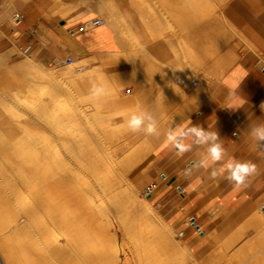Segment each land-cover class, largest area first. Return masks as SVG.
<instances>
[{
    "label": "bare ground",
    "instance_id": "bare-ground-1",
    "mask_svg": "<svg viewBox=\"0 0 264 264\" xmlns=\"http://www.w3.org/2000/svg\"><path fill=\"white\" fill-rule=\"evenodd\" d=\"M124 22L114 34L131 47L118 61L94 52L89 66V56L60 67L30 54L10 65L0 60V264H118L124 247L130 253L123 256L125 264L130 258L133 264L195 258L151 200L138 196L134 180L156 165L153 153L168 134L208 101L207 76L219 80L227 66L205 62L183 39L185 26L170 24L175 16L165 18L156 35L145 22L151 39L176 34L182 53L173 70L159 68L150 95L144 87L152 77L138 75L131 55L138 36L129 31L131 19ZM65 44L83 49L75 37ZM175 45L169 52L175 53ZM139 111L157 118L158 135L126 130L128 116ZM259 223L264 228V219Z\"/></svg>",
    "mask_w": 264,
    "mask_h": 264
},
{
    "label": "crops",
    "instance_id": "crops-1",
    "mask_svg": "<svg viewBox=\"0 0 264 264\" xmlns=\"http://www.w3.org/2000/svg\"><path fill=\"white\" fill-rule=\"evenodd\" d=\"M218 1L225 3L223 13L240 30L243 40L251 49L239 56L234 47L235 43L231 42V36L219 25L185 26L182 32L183 39L205 62L219 61L222 66L227 67L211 100L182 121L172 133L193 125H199L210 132H218L220 142L227 152L226 160L231 158L251 161L257 165L258 174L251 179L248 187L236 189L224 179L226 173H221L213 179L210 175L211 169L198 171L194 167L197 161L206 157V145L191 144L189 140L190 150L184 151L183 144L172 143L169 136L165 138L153 153L157 158L165 159L164 171L160 172L159 181H153L147 186H150V192H154L155 202H158L166 219L183 232L182 236L193 253H200L204 248L207 242L206 233L226 232L233 223L243 222L257 204L264 203V154L255 147L248 134L249 125L264 122V111L260 108L264 102V0ZM132 4L139 7V19L142 18L144 23L155 21L162 24L165 18L172 16L176 17L177 22L212 23L200 16L186 17L183 21L179 17V10L173 8L166 10L169 17H161L155 10L153 12L146 10L147 4L144 0H133ZM207 4H214V1L198 0L191 6ZM160 5L164 6V1L160 2ZM195 12L213 13L205 10ZM122 13L121 20L125 24L124 20L129 19L130 14L126 10ZM90 16H94V13L86 11L74 20L68 22L60 20L59 25L55 27L38 10L37 24L27 18L23 20L22 25L25 26L24 30L29 29L30 34L34 24L37 28L39 24H43L55 32L65 30L68 26ZM21 17L18 14V20L15 18L16 23L22 21ZM159 29L161 26L155 28ZM74 37L85 51L108 50L116 46L114 31L105 22L89 32H80ZM93 41L99 44L92 45ZM39 46L41 47V44ZM69 50L78 53L74 48ZM173 152H177L178 156L168 159ZM186 166L193 172L190 178L183 175ZM214 167L220 169L222 165ZM191 220L201 229L200 232L188 223Z\"/></svg>",
    "mask_w": 264,
    "mask_h": 264
},
{
    "label": "rangeland",
    "instance_id": "rangeland-1",
    "mask_svg": "<svg viewBox=\"0 0 264 264\" xmlns=\"http://www.w3.org/2000/svg\"><path fill=\"white\" fill-rule=\"evenodd\" d=\"M131 1L132 0H0V60L2 59V62L10 65V63L15 64L21 59L25 58L27 54H30L32 57L37 58L45 65L60 67L71 61L72 59H76L77 57L86 58L89 56L88 58H86L87 61L85 63L86 66H89L91 64L90 56L92 55V52H94L100 55L103 60L111 59L114 61H118L124 56V51L130 50L129 47H131V45L129 44L127 46H124L123 44L127 41L120 37H116V46L108 50L85 51L84 49H82L78 50V53H74L69 50L70 47L64 43L67 42L68 38H74V36L78 34L73 33V35H71L72 32H70L69 30L75 28V26H77L82 21L68 26L65 30H57L55 32L50 31L43 24H39L38 28L34 24L30 29L32 32L31 34L29 33V29L24 30L25 26L22 25V23H24L23 20L29 18V20L35 21V23L37 24L36 17L38 10L42 13V16L55 27L59 25L58 22L60 20L62 21L63 19L68 22V17L72 18V16L76 15L78 12L81 13L82 11L83 13H78L79 15H82L86 11H92L94 13V16L102 17L105 20V23L110 28H112L113 31H116L114 30V28L117 25L124 27L121 17L123 16L122 12L126 10V12L130 14L131 18V29H129V31L136 33L138 36L137 44H135L136 46H133V52L135 53L131 55L134 59L135 65L137 66L138 75L144 74L152 77V79L149 77L152 82L151 85L148 87H144V89L149 90L150 95H152V91L155 90V81L158 79V77H156L158 76V73L164 72L162 68H164L165 71L173 70L172 68L175 67V62L179 59V61H181L180 55L182 53L180 51L178 42L179 40H177L178 37L175 36L176 34L171 35L172 37L170 39L164 41L156 40L155 38H149L148 33L150 29L148 30L147 27L145 29L144 22L139 19V7H137L136 4H132ZM144 1L147 4L146 10L148 9L149 12H153L155 10L161 17H169L170 15L166 10L168 8H173L179 10V17L183 19V21L186 17L196 18L197 16L212 21V23L176 22L170 23L171 25L195 27L219 25L221 28H225L229 36H231V42L235 43L234 47L237 52H239V56L242 53L246 52L248 49H251L243 40L241 35L242 33L240 34V30H238V28L233 25L223 13V6L225 4L224 2L212 0L214 1V4L192 7L191 5L196 1L198 2V0ZM159 1H164V6L160 5ZM196 10H205L206 12L210 11L213 13L198 14L195 12ZM17 14H20L22 16V21L19 23H16L15 19ZM91 17L93 16L83 18L82 20H87ZM148 24L153 26V29L151 28L153 30V35L157 34L155 28L162 26L161 23L155 21H149ZM198 31L201 32L202 30ZM120 35L121 34L119 33V36ZM117 42H122V44H117ZM157 43H162V46H159ZM169 43L176 44L174 47V49L176 50L175 53L169 52L171 51ZM39 44H41V47L39 46ZM178 49L179 51H177ZM146 51L148 54H145ZM179 52L181 54H179ZM52 56L54 57V59H51ZM239 56H237V58ZM159 68H161L163 71H160ZM178 71L176 70L177 75L180 74V69ZM198 71L199 74L204 75V73H202L203 69H198ZM151 74L154 75L151 76ZM207 77H209V81L212 82L210 98L208 99L209 101L215 93L221 77L219 78V80L212 74H209ZM208 101H203L199 105V107L204 105ZM177 156L178 153L173 152L168 157V159L176 158ZM156 159V165H153L149 170H147V172H145V175L139 176L134 181H136V184L138 186V196L148 197L154 204L155 208L161 212L163 217H165L161 207H159L158 205V202H155L156 196L154 192L146 193L147 184L152 183L153 181H159L160 172L164 171L165 159L157 157ZM259 206L260 203L255 206L253 211L258 210ZM253 211L251 212V214L253 213ZM109 217L116 227L117 235L121 236L120 231L118 230V222L116 218L112 213H109ZM246 219L243 222L233 223L226 232L218 233L216 231H212L206 233L207 242L202 251L200 253H195L196 259H192V257L186 256L184 264H194L195 261H197L199 264H264V228H262L259 223V220L264 219V216L256 211L252 215V217L247 219V221ZM174 231L175 237L178 241H180V238L184 240L183 236H179L177 234L179 230L175 226ZM123 250L120 251L118 264H125L123 262V256L125 254L127 256H130L127 247H124ZM132 261L133 260L130 258L131 264H133Z\"/></svg>",
    "mask_w": 264,
    "mask_h": 264
},
{
    "label": "clouds",
    "instance_id": "clouds-1",
    "mask_svg": "<svg viewBox=\"0 0 264 264\" xmlns=\"http://www.w3.org/2000/svg\"><path fill=\"white\" fill-rule=\"evenodd\" d=\"M96 92L102 89H94ZM260 108L264 111V102ZM126 130L132 133L143 132L146 136L158 135V120L148 111L133 112L125 121ZM249 137L254 142L255 147L264 154V122L248 126ZM169 139L174 144H183L184 151H189L191 144L206 145V157L196 162L194 167L199 170L211 169L210 175L213 179L221 173H226L224 179L236 189L246 188L251 183V179L258 174L257 165L251 161H239L228 158L227 152L220 142L218 132H210L199 125L183 128L180 132L169 133ZM191 141V144L188 141ZM222 165L217 169L215 165ZM185 178L193 176L191 169L186 166L183 173Z\"/></svg>",
    "mask_w": 264,
    "mask_h": 264
},
{
    "label": "built area",
    "instance_id": "built-area-1",
    "mask_svg": "<svg viewBox=\"0 0 264 264\" xmlns=\"http://www.w3.org/2000/svg\"><path fill=\"white\" fill-rule=\"evenodd\" d=\"M15 18L18 20V14L16 15ZM103 22H105V20L102 17L93 16V17L87 19L86 22L79 23L77 26H75V28L71 29L70 32H72V33L85 32L86 30L92 29V28L102 24ZM148 192H150V186L146 187V193H148ZM259 208L264 212V203L261 204L259 206ZM188 223L191 224L192 226H195L196 230L198 232L201 231V229L197 225L194 224L193 220L189 221ZM182 233L183 232L181 230L178 231L179 236H182Z\"/></svg>",
    "mask_w": 264,
    "mask_h": 264
}]
</instances>
